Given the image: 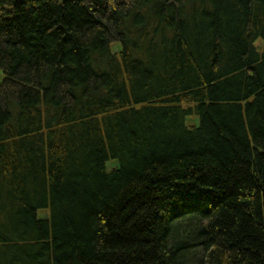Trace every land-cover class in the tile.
Here are the masks:
<instances>
[{
    "label": "trees",
    "instance_id": "1",
    "mask_svg": "<svg viewBox=\"0 0 264 264\" xmlns=\"http://www.w3.org/2000/svg\"><path fill=\"white\" fill-rule=\"evenodd\" d=\"M0 70V264H264V0H0Z\"/></svg>",
    "mask_w": 264,
    "mask_h": 264
},
{
    "label": "rangeland",
    "instance_id": "2",
    "mask_svg": "<svg viewBox=\"0 0 264 264\" xmlns=\"http://www.w3.org/2000/svg\"><path fill=\"white\" fill-rule=\"evenodd\" d=\"M1 74H2V71L0 70V80H1ZM190 123L192 122V124H193V122H195V121H189Z\"/></svg>",
    "mask_w": 264,
    "mask_h": 264
}]
</instances>
